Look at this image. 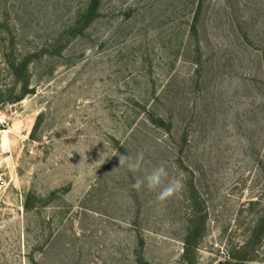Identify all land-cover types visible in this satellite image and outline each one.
Instances as JSON below:
<instances>
[{
    "label": "rangeland",
    "instance_id": "1",
    "mask_svg": "<svg viewBox=\"0 0 264 264\" xmlns=\"http://www.w3.org/2000/svg\"><path fill=\"white\" fill-rule=\"evenodd\" d=\"M86 1L0 0V264H217L264 205V0ZM161 163L164 202L131 187Z\"/></svg>",
    "mask_w": 264,
    "mask_h": 264
},
{
    "label": "trees",
    "instance_id": "2",
    "mask_svg": "<svg viewBox=\"0 0 264 264\" xmlns=\"http://www.w3.org/2000/svg\"><path fill=\"white\" fill-rule=\"evenodd\" d=\"M101 6V0H87L84 8L77 14L78 20L90 22L94 18L98 16V12ZM195 22V16H194ZM35 54V53H34ZM36 55V54H35ZM32 58L31 55L23 56L20 54L19 58H16L14 61H8L7 67L8 71L14 78V83L21 82L22 74L24 70L27 69L28 63ZM21 96L15 98H7L4 101H18L20 100ZM3 101V100H2ZM204 215L198 213V211H194L191 215L188 216L187 219V226H186V233L183 238V255L182 258L185 260L187 255L196 248V242L200 238V233L204 228ZM260 222V232H264V205L261 213V217H259L258 221L253 224L250 234V242L249 243H241L236 247H231L229 251L226 252V256L222 261H218L217 264H243L247 258L248 254L246 253V248H250L254 244V240L258 238V229H255L259 225Z\"/></svg>",
    "mask_w": 264,
    "mask_h": 264
},
{
    "label": "clouds",
    "instance_id": "3",
    "mask_svg": "<svg viewBox=\"0 0 264 264\" xmlns=\"http://www.w3.org/2000/svg\"><path fill=\"white\" fill-rule=\"evenodd\" d=\"M145 154L143 151L133 156H119V165L125 167L132 173H137L144 168L146 164ZM136 191L147 189L156 192V199L160 202L178 194L184 187L183 178H169L166 165L161 163L159 166L152 167L145 175L135 178L131 185Z\"/></svg>",
    "mask_w": 264,
    "mask_h": 264
}]
</instances>
